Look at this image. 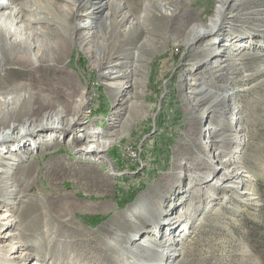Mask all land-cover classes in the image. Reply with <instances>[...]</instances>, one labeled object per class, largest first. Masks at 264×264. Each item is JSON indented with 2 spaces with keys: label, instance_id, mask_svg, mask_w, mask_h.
<instances>
[{
  "label": "rangeland",
  "instance_id": "obj_1",
  "mask_svg": "<svg viewBox=\"0 0 264 264\" xmlns=\"http://www.w3.org/2000/svg\"><path fill=\"white\" fill-rule=\"evenodd\" d=\"M220 7L219 35L187 44L172 39L161 50L142 51L148 59L142 84L129 90L139 107L123 118L125 130L108 137L111 147L102 163L95 165L97 175L108 182L100 194L103 199L84 196L82 187L75 196L79 201L111 206L108 212L79 213L72 218L80 230L70 232L82 235L95 251L104 242L132 247L155 239L158 244L168 240L177 253L163 263L161 252L149 254L146 248L132 254L109 250L98 264H131L143 258H151L147 264H264V0H190L182 4L187 32L209 23ZM150 23L160 30L163 22ZM209 46L217 49L201 50ZM74 51L71 67L77 76L73 77L91 91L90 128L103 130L119 107L99 69H90L86 55L77 48ZM165 53L160 58L165 67L161 76L148 86L150 62ZM189 87L203 89L193 95L200 105L188 99ZM173 107L178 111L174 117L158 116ZM65 139L58 153L66 158L73 146ZM90 183L97 194L98 184ZM50 189L41 178L23 199H36ZM58 189L72 188L64 183ZM131 193L135 196L121 204ZM4 212L7 209L0 210ZM89 217H98L97 224ZM172 217L177 224L165 226L166 218L174 223ZM7 232L0 227L1 238ZM134 234L137 241L131 244ZM1 238L0 242L6 240ZM24 248H14L11 256L18 257ZM5 254L11 252L7 249Z\"/></svg>",
  "mask_w": 264,
  "mask_h": 264
},
{
  "label": "bare ground",
  "instance_id": "obj_2",
  "mask_svg": "<svg viewBox=\"0 0 264 264\" xmlns=\"http://www.w3.org/2000/svg\"><path fill=\"white\" fill-rule=\"evenodd\" d=\"M189 1L0 0V210L7 209L0 214V227L9 230L2 236L6 240L0 242V264H98L109 250L132 254L145 248L150 249L149 254L161 252L162 262L167 263L177 253L168 240L158 244L155 239L132 247L104 242L95 251L82 235L70 230H80L72 220L74 215L111 209L109 203H88L75 196L82 187L84 196L103 199L100 194L106 191L108 182L97 175L95 165L102 163L100 159L111 147L113 141L108 137L120 133L126 127L123 118L139 107L129 90L142 84L141 73L148 62L142 51L161 50L172 39L187 44L219 35L222 5L209 23L187 32L182 4ZM151 20L164 25L157 30ZM75 48L89 59L90 69H99V77L119 107L111 124L100 131L90 128L88 121L91 91L73 77L77 76L71 67ZM216 49L209 46L201 50L206 53ZM166 55L148 64V86L161 76L160 70L165 67L160 58ZM189 89L188 99L200 105L193 95L203 89ZM140 96L136 93L135 97ZM64 138V143L73 146L70 155L66 154L71 158L58 153ZM231 174L235 176L236 171ZM41 178L51 189L40 192L36 199L24 200ZM92 181L98 184L97 194L92 193ZM64 183L72 189H58ZM172 218L174 223L166 218L164 225H176L178 219ZM24 231L30 234L26 236ZM135 237L130 239L131 244L137 241ZM20 246H25L22 253L11 256ZM7 249L10 255L5 254ZM150 261L143 258L142 262L130 263Z\"/></svg>",
  "mask_w": 264,
  "mask_h": 264
},
{
  "label": "trees",
  "instance_id": "obj_3",
  "mask_svg": "<svg viewBox=\"0 0 264 264\" xmlns=\"http://www.w3.org/2000/svg\"><path fill=\"white\" fill-rule=\"evenodd\" d=\"M173 99V96H171V97H169L168 98V101H169V99ZM102 111H104V110H102ZM174 113H178V111L176 110V109H174V107H173V109H170L169 111L168 110H166L165 109V111H163V112H161V113H159L158 114V116H162V117H164V116H166V115H173L172 117H174L175 115H174ZM174 119V118H173ZM170 139V138H169ZM167 147H166V145H165V149H166ZM165 153H166V151H165ZM166 155V154H165ZM135 196V193H131V195L128 197V199L127 200H124L122 203L121 202H119V203H121V204H123V205H125L132 197H134ZM130 198V199H129ZM89 219L90 220H94V222L92 221L91 223L92 224H94V225H96L97 224V222H95V220L96 219H98V217H89ZM87 221H89L88 219H87Z\"/></svg>",
  "mask_w": 264,
  "mask_h": 264
}]
</instances>
